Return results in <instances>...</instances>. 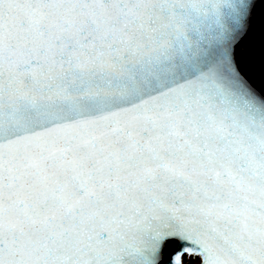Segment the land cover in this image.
I'll return each instance as SVG.
<instances>
[{
  "label": "snow or ice",
  "instance_id": "1",
  "mask_svg": "<svg viewBox=\"0 0 264 264\" xmlns=\"http://www.w3.org/2000/svg\"><path fill=\"white\" fill-rule=\"evenodd\" d=\"M0 264H264V0H0Z\"/></svg>",
  "mask_w": 264,
  "mask_h": 264
}]
</instances>
